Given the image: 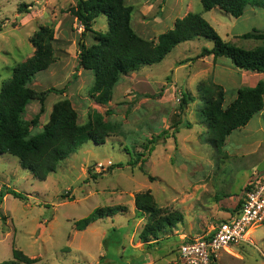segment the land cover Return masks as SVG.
Wrapping results in <instances>:
<instances>
[{
    "label": "rangeland",
    "instance_id": "rangeland-1",
    "mask_svg": "<svg viewBox=\"0 0 264 264\" xmlns=\"http://www.w3.org/2000/svg\"><path fill=\"white\" fill-rule=\"evenodd\" d=\"M76 2L0 0V90L13 67L34 53V32L42 25L51 26L55 61L31 85L38 90L67 88L62 95H48L46 111L33 132L42 130L53 104L62 97L72 100L80 123L98 110L116 129L103 144L83 143L43 181L23 168L16 156L0 154V189H16L28 198L6 194L0 199V263L12 260L13 249L18 248L38 258L31 264H183L179 249L184 240L209 232L228 218L248 181L264 173V109L218 148L200 113V85H222L229 104L240 87L256 85L264 73L238 69L224 56L197 58L204 46H213L212 40L197 37L178 44L161 62L123 75L110 102L97 104L91 93L93 73L81 68L73 78L84 30L68 10ZM126 2L134 8V29L151 40L157 41L176 19L195 12L226 41L246 49L264 45V39L242 36L253 28L264 31L263 8L247 6L242 16L235 17L219 7L205 11L201 0ZM93 29L108 31L104 14L96 18ZM84 41L93 43V33ZM185 91L193 99L182 110ZM39 107L38 101L31 102L26 119ZM138 152L145 153L146 160L136 165ZM147 190L163 214L183 216L151 243L140 237L149 215L135 204L136 195ZM117 205L125 209L77 229L76 222L96 208ZM250 227L245 241L217 251L215 264H264V224Z\"/></svg>",
    "mask_w": 264,
    "mask_h": 264
},
{
    "label": "trees",
    "instance_id": "trees-1",
    "mask_svg": "<svg viewBox=\"0 0 264 264\" xmlns=\"http://www.w3.org/2000/svg\"><path fill=\"white\" fill-rule=\"evenodd\" d=\"M205 11L219 7L228 14L240 17L247 6L263 8L264 0H201ZM22 10V6H20ZM69 12L84 26L80 39V57L73 74L77 78L79 69L89 70L94 75L91 93L97 104L106 105L113 96V89L123 75L139 70L141 67L161 62L178 44L204 37L213 41L211 48L204 46L197 58L213 55L229 58L238 69L255 73H264V45L254 49L239 47L222 38L214 26L200 13L188 12L176 19L174 26L161 33L157 41L139 34L132 24L133 6L126 0H77ZM101 14L108 19V31L93 29L94 21ZM89 32L94 42L90 45L82 42ZM245 38L264 39V31L253 28L242 34ZM34 53L13 67L12 76L0 90V154L10 153L16 156L23 168L29 170L39 180L57 171L59 163L74 153L83 143L92 140L96 144L106 142L110 133L115 131L112 122L105 120L103 114L94 110L89 120L79 122L78 111L68 97L56 101L51 109L48 121L42 130L33 132L40 124L46 111V100L50 93L64 94L65 87L51 86L38 90L31 85L39 72L47 70L55 61V30L42 25L31 37ZM202 87L203 106L201 116L212 133L214 146L221 147L225 139L237 128L245 126L256 114L264 109V79L254 86H243L237 90L236 98L226 104V91L220 84ZM193 97L183 92L180 98L182 110L188 107ZM38 101L39 111L26 119L28 105ZM109 111V110H108ZM188 127L189 124H188ZM166 133V132H165ZM152 141H155L153 138ZM149 147V146H148ZM148 150V148H147ZM145 153H137L135 164ZM142 168V164H140ZM246 188V187H245ZM6 194L26 200L27 196L16 189L1 188L0 199ZM242 199L239 201V206ZM136 207L149 215L140 237L151 243L158 239L166 228L177 225L183 216L179 212L163 214L150 190L139 193L135 198ZM125 209L124 206L96 208L90 215L76 222L78 230H84L98 219L114 216ZM153 237V238H152ZM19 261L31 264L38 258L25 254L18 248L13 249V259L0 264H17ZM214 263V262H213ZM215 264V263H214Z\"/></svg>",
    "mask_w": 264,
    "mask_h": 264
},
{
    "label": "built area",
    "instance_id": "built-area-1",
    "mask_svg": "<svg viewBox=\"0 0 264 264\" xmlns=\"http://www.w3.org/2000/svg\"><path fill=\"white\" fill-rule=\"evenodd\" d=\"M253 224H264V173L248 181L234 216L220 221L209 232L184 240L179 249L180 259L183 264H214L217 251L245 241Z\"/></svg>",
    "mask_w": 264,
    "mask_h": 264
},
{
    "label": "crops",
    "instance_id": "crops-1",
    "mask_svg": "<svg viewBox=\"0 0 264 264\" xmlns=\"http://www.w3.org/2000/svg\"><path fill=\"white\" fill-rule=\"evenodd\" d=\"M252 7V6H251ZM257 84V83H256ZM255 85V84H254ZM242 200H243V197L241 198ZM240 201V200H239ZM238 204H239V202H238ZM237 204V206L235 207V209H234V211H232L231 213H229V216H228V218H230L231 216H234L235 214H236V212H237V210L239 209V205ZM228 218H226V219H228ZM226 219H224V220H226ZM222 221V220H221Z\"/></svg>",
    "mask_w": 264,
    "mask_h": 264
},
{
    "label": "water",
    "instance_id": "water-1",
    "mask_svg": "<svg viewBox=\"0 0 264 264\" xmlns=\"http://www.w3.org/2000/svg\"><path fill=\"white\" fill-rule=\"evenodd\" d=\"M82 42H84V40Z\"/></svg>",
    "mask_w": 264,
    "mask_h": 264
}]
</instances>
